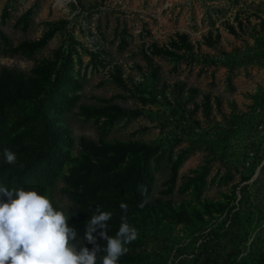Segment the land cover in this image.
I'll list each match as a JSON object with an SVG mask.
<instances>
[{
	"label": "rangeland",
	"instance_id": "obj_1",
	"mask_svg": "<svg viewBox=\"0 0 264 264\" xmlns=\"http://www.w3.org/2000/svg\"><path fill=\"white\" fill-rule=\"evenodd\" d=\"M61 3L0 0V184L47 195L78 240L98 207L109 237L125 217L117 264H264V0ZM42 125L62 155L31 154Z\"/></svg>",
	"mask_w": 264,
	"mask_h": 264
},
{
	"label": "clouds",
	"instance_id": "obj_2",
	"mask_svg": "<svg viewBox=\"0 0 264 264\" xmlns=\"http://www.w3.org/2000/svg\"><path fill=\"white\" fill-rule=\"evenodd\" d=\"M3 156L8 164L16 162V154L4 149ZM0 264H97V252L101 251L99 239L106 241L100 264H117L119 258L129 252L126 245L135 241L138 232L121 218L118 231L109 237L107 222L112 213L98 207L84 227V239L78 240L74 227L68 225V215L53 206L47 195L23 187L12 188L0 184ZM147 200L139 207L143 208ZM127 210L126 204H121ZM71 205H68V210ZM79 248L72 241H77ZM84 240L95 245L90 251ZM82 242V243H81Z\"/></svg>",
	"mask_w": 264,
	"mask_h": 264
},
{
	"label": "trees",
	"instance_id": "obj_3",
	"mask_svg": "<svg viewBox=\"0 0 264 264\" xmlns=\"http://www.w3.org/2000/svg\"><path fill=\"white\" fill-rule=\"evenodd\" d=\"M146 94H147L146 97H143L141 99L143 103H145V104L156 103V94H155L153 89L149 90ZM35 110L37 111V113L39 115L43 114L42 107H41L40 102L38 100H35ZM41 132L47 138L46 148H42V147L36 148V150L32 151L31 154L34 155L35 157L41 156L42 154L45 156H47V155L49 156V154L53 153V152H55L59 155H62L63 152L58 150V148L60 149V143L63 141L60 140V136L58 135V132L55 129H52V128L49 129L45 125H42ZM106 149H108V148H106ZM121 150L124 154H132L133 157L135 158V160L137 161L132 172H133V176H135L136 181L140 182L142 179V175L145 174L144 169L147 167V160L149 158V153L144 152V154L138 155L139 150H134L133 145H131V144L125 145L124 147H122ZM7 178H8V176H7ZM25 190H28V189H25ZM129 191L133 197H136L138 195V189L136 188L135 184L129 186ZM137 228L140 229L139 232H140V234H142V236H145L146 238H148V240H152V241L154 240L153 237H150L148 235L145 226L140 227V225L137 224Z\"/></svg>",
	"mask_w": 264,
	"mask_h": 264
},
{
	"label": "bare ground",
	"instance_id": "obj_4",
	"mask_svg": "<svg viewBox=\"0 0 264 264\" xmlns=\"http://www.w3.org/2000/svg\"><path fill=\"white\" fill-rule=\"evenodd\" d=\"M62 0H56L57 3H61ZM64 1V0H63ZM62 4V3H61Z\"/></svg>",
	"mask_w": 264,
	"mask_h": 264
}]
</instances>
